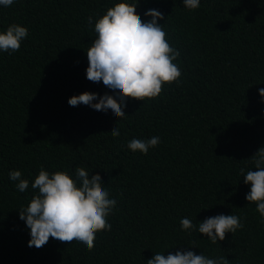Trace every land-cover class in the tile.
<instances>
[{
  "label": "trees",
  "instance_id": "1",
  "mask_svg": "<svg viewBox=\"0 0 264 264\" xmlns=\"http://www.w3.org/2000/svg\"><path fill=\"white\" fill-rule=\"evenodd\" d=\"M119 6L137 7L142 20L149 9L163 14L181 77L154 99L128 98L127 116L113 120L67 101L84 92L112 99L86 78L95 37L87 18ZM12 23L28 36L19 51L0 53V264H146L183 248L264 264V222L240 174L255 170L264 147V0H201L193 11L182 0H16L0 8V30ZM153 136L160 143L147 155L127 148ZM41 166L99 177L117 200L111 230L97 233L91 251L51 237L28 246L19 210ZM14 169L29 179L24 193L9 180ZM218 214L239 216L243 228L216 244L181 231L184 217L198 224Z\"/></svg>",
  "mask_w": 264,
  "mask_h": 264
},
{
  "label": "clouds",
  "instance_id": "2",
  "mask_svg": "<svg viewBox=\"0 0 264 264\" xmlns=\"http://www.w3.org/2000/svg\"><path fill=\"white\" fill-rule=\"evenodd\" d=\"M16 0H0V8L13 5ZM184 8L193 11L201 6V0H182ZM137 7H110L98 17L90 15L87 23L94 30L95 37L86 51L88 66L86 78L94 87H100L112 96L98 99L84 92L68 99L70 106L83 105L91 113L113 120L126 117L124 109L127 99H154L162 92L164 84L179 83L181 71L176 63L180 51L170 46L166 39L163 14L156 9L144 12L146 19L136 16ZM28 36V29L12 23L0 30V53L11 55L20 50L21 43ZM264 101V88L259 89ZM113 138L120 136L119 128L111 131ZM160 143L159 136L136 139L127 142L132 152L147 155L150 148ZM255 170L245 173L240 170L243 182L250 190L246 201L256 204V211L264 222V147L252 157ZM9 180L15 188L24 193L29 188V179L18 169L10 170ZM35 194L27 206L19 210V218L29 229L28 246L40 248L49 237L66 249L75 245L91 251L97 233L110 231V215L116 210L117 200L99 177L91 178L80 169L74 175L66 171L49 172L43 166L31 182ZM181 231H197L204 234L211 243L223 241L227 233L235 234L243 228L239 216L218 214L208 217L198 224L184 217L180 220ZM177 248V247H174ZM173 249V248H172ZM146 264H228L223 256L210 258L199 255L187 248L175 252L154 253Z\"/></svg>",
  "mask_w": 264,
  "mask_h": 264
}]
</instances>
